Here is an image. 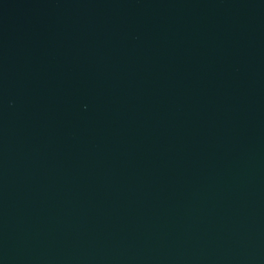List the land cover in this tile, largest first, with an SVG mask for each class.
<instances>
[{"label":"water","instance_id":"95a60500","mask_svg":"<svg viewBox=\"0 0 264 264\" xmlns=\"http://www.w3.org/2000/svg\"><path fill=\"white\" fill-rule=\"evenodd\" d=\"M0 264H264V0H0Z\"/></svg>","mask_w":264,"mask_h":264}]
</instances>
